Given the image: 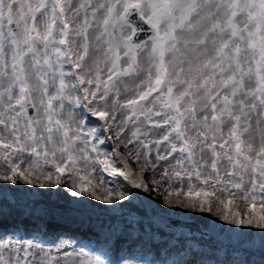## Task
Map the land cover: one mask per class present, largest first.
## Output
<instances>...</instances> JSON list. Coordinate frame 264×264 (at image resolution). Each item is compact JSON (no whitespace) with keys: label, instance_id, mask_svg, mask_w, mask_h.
Masks as SVG:
<instances>
[{"label":"rangeland","instance_id":"obj_1","mask_svg":"<svg viewBox=\"0 0 264 264\" xmlns=\"http://www.w3.org/2000/svg\"><path fill=\"white\" fill-rule=\"evenodd\" d=\"M132 5L155 34L130 41ZM118 176L154 220L206 219L264 256V0H0V193L22 198L0 264H204L192 242L173 256L150 230L87 227L121 217ZM48 193L72 226L36 223Z\"/></svg>","mask_w":264,"mask_h":264},{"label":"trees","instance_id":"obj_2","mask_svg":"<svg viewBox=\"0 0 264 264\" xmlns=\"http://www.w3.org/2000/svg\"><path fill=\"white\" fill-rule=\"evenodd\" d=\"M129 190H130V185L120 178L116 181V184L113 188L114 192L111 194L113 197L115 198L117 197V199L120 202V205L122 206L121 208L124 209V211L122 210L120 214L118 215L121 217L109 216V215H103V214H97L96 216L90 215L89 222L91 224L97 223L100 226H107L109 228L118 226L117 228L119 230L135 228L138 230V240L140 243L146 242L145 239L143 238V233L147 229L150 230L151 232L158 233L161 237L167 236L169 234H174V233H170L171 231L168 230V228L166 229L167 226H165L164 223L151 219L149 214L146 211L144 200L141 199L138 195H134V193ZM12 192L14 193V195L17 194V191L15 192L12 191ZM202 195H205V194L199 195V199H203ZM207 196L212 198V196L210 195H207ZM55 199H56V202L54 201L51 202L52 200H55ZM41 201L45 202L47 205H50L52 203H58L61 200H59L57 197L54 198L53 193H48L46 197L41 198ZM35 202H38V201H35ZM48 207L49 209H48V212H46V216H49L53 220L57 219L58 217L56 215L55 210L51 208L50 206ZM0 208H3V209L7 208V205L4 204V201L0 200ZM201 226L202 228L206 227V219L202 221ZM173 231H177V233H179V235H177V239H178L177 245H176L177 249L178 247L185 248L187 246L186 241L189 238L185 235L182 229H178V230L173 229ZM207 237H208L207 242H209L211 238L209 235ZM194 239H196L197 242L203 244V239L201 237L194 238ZM189 247L191 246H188V248ZM217 249H220L218 248L217 245L208 243L207 252H201L199 256L207 255L210 258L211 264H216L218 262H221V264H224V263L230 262L229 258L234 257L232 253H230L228 250L224 251L223 255L221 254L219 255L218 254L219 250ZM193 253H198V252L196 250V251H193Z\"/></svg>","mask_w":264,"mask_h":264},{"label":"water","instance_id":"obj_3","mask_svg":"<svg viewBox=\"0 0 264 264\" xmlns=\"http://www.w3.org/2000/svg\"><path fill=\"white\" fill-rule=\"evenodd\" d=\"M128 19L130 22H133L135 26V32L133 36L131 37V40L133 41H138L141 39H145L147 36H149L152 32H154L156 29L151 28L148 26L143 20H141L139 17L136 15V10L134 8H131L128 12ZM28 108L30 113L32 114L33 108L31 104H28ZM9 196L3 195L0 193V199H7L8 200ZM169 222L173 223L175 226H181L188 228L191 232L197 231L200 232V227L196 222L193 221H183L179 219H173L169 218ZM207 232H202V235H205ZM223 247V245H221ZM234 252L237 250L235 248H232Z\"/></svg>","mask_w":264,"mask_h":264},{"label":"bare ground","instance_id":"obj_4","mask_svg":"<svg viewBox=\"0 0 264 264\" xmlns=\"http://www.w3.org/2000/svg\"><path fill=\"white\" fill-rule=\"evenodd\" d=\"M11 218V217H10ZM9 218V220H8V224L9 225H14V223L17 221V220H15V219H10ZM58 221H65V220H63V218L60 220H58ZM59 228V227H58ZM75 230H77V229H75ZM237 230V229H236ZM51 231V230H50ZM232 231V230H231ZM75 232V231H74ZM78 232H79V230H78ZM234 233H235V231H234ZM78 234V236L80 235L81 237L83 236V235H86V233L85 232H83V233H77ZM83 234V235H82ZM238 234H239V232H238ZM62 235V234H61ZM77 237V236H76ZM128 239V238H127ZM136 241H138V243H139V240H137V239H135ZM142 246H144V245H142ZM112 247H113V244H112ZM124 246H121L120 248L117 246V249L119 248V249H122ZM173 254H177V248H176V246L174 245V247H173Z\"/></svg>","mask_w":264,"mask_h":264}]
</instances>
